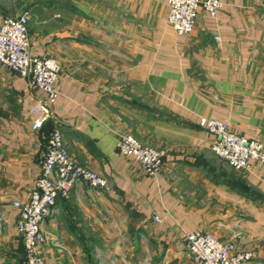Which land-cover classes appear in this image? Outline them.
<instances>
[{
  "label": "crops",
  "instance_id": "crops-1",
  "mask_svg": "<svg viewBox=\"0 0 264 264\" xmlns=\"http://www.w3.org/2000/svg\"><path fill=\"white\" fill-rule=\"evenodd\" d=\"M222 2L179 36L168 0H0V25L28 13L31 54L61 66L55 115L34 132L46 93L0 64V264H25L12 203L36 189L54 130L109 189L57 199L41 226L46 264H194L185 236L200 230L264 264V163L233 169L201 126L264 144V0ZM125 134L166 151L159 174L118 152Z\"/></svg>",
  "mask_w": 264,
  "mask_h": 264
},
{
  "label": "built area",
  "instance_id": "built-area-1",
  "mask_svg": "<svg viewBox=\"0 0 264 264\" xmlns=\"http://www.w3.org/2000/svg\"><path fill=\"white\" fill-rule=\"evenodd\" d=\"M168 7V25L177 35L187 36L195 31L201 11L214 20L222 10L223 2L168 0ZM29 20L28 13L4 18L0 25V64L28 78L33 87L46 93L47 99L33 110L35 118L31 128L38 132L55 115L61 66L55 58L31 54ZM215 40L220 42L219 37ZM201 126L215 138L213 154L233 169L249 171L253 164L264 163L263 143L234 133L223 121L202 120ZM117 149L121 155L135 158L150 177L159 174L163 168L166 151L145 146L130 134L120 137ZM77 184L98 191L109 189L105 177L77 163L65 146L63 134L54 130L48 139L36 189L28 200L17 199L12 203L18 211L16 230L24 243L25 264H46L42 251L46 237L41 226L54 213L57 199L68 198ZM185 238L187 256L194 264H249L255 259L253 251L238 250L235 243L219 240L201 230L189 233Z\"/></svg>",
  "mask_w": 264,
  "mask_h": 264
}]
</instances>
